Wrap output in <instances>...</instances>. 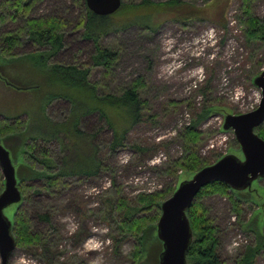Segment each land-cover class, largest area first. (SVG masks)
Listing matches in <instances>:
<instances>
[{
  "label": "rangeland",
  "instance_id": "obj_1",
  "mask_svg": "<svg viewBox=\"0 0 264 264\" xmlns=\"http://www.w3.org/2000/svg\"><path fill=\"white\" fill-rule=\"evenodd\" d=\"M76 1L40 0L29 12V16L56 15L66 21L64 47L50 62L90 65L94 46L91 39L83 36L82 29L76 28L79 15ZM179 1L181 11L188 18L177 19L179 15L170 12L149 14L145 19L158 22L154 30L146 27L150 25L148 21L133 22L126 19L123 12L109 15V26L100 42L118 49L119 59L107 76L103 75V69L91 68L90 78L99 86L117 91L142 76L145 85L140 95L147 104L145 118L127 133L125 146L114 152L108 147L111 129L98 114L81 118L80 128L92 135L91 143L107 169L93 177L62 179L51 188L41 179L22 183L28 190L23 193L20 208L27 214L33 231L51 235L56 244L54 253L59 254L61 262L78 259L85 264H132L136 249L133 235H119L116 224L103 218L97 210L119 197L128 206L140 194L167 186L171 192L177 178L181 180L184 175L179 169L177 176L168 175L165 166L183 156V142L178 134L195 121L205 107L215 105L220 110L198 123L202 133L197 146L200 157L213 161L239 148L232 130H222L225 113L222 108L229 109L230 113H243L257 106L260 90L253 85L252 78L256 71L264 68V45L246 41L240 20L241 0ZM251 7L255 15L264 17V0H252ZM20 23V19L9 20L1 24L0 32L15 30ZM43 49L23 40L13 52L25 55ZM35 67L23 62L10 69L11 77L23 87L32 86L39 76ZM38 102L37 93L16 90L0 82V121H6L7 117L9 124L16 121L29 130L28 115L35 113ZM68 110L69 104L57 99L46 106L45 112L52 120H59ZM17 142L15 137L4 141L5 145ZM49 148L54 153V166L58 168L66 152L60 150L56 142L49 144ZM1 181L0 171V191ZM251 189L253 195H249L250 201L240 203L238 217L226 196L214 194L202 198L218 228L222 264H234V258L252 240V234L245 232L241 223L264 224V178L254 181ZM13 211L12 205L4 210L9 218H13ZM145 258L150 261L152 257ZM8 264H44V260L38 250L16 247ZM256 264H264V255L258 257Z\"/></svg>",
  "mask_w": 264,
  "mask_h": 264
},
{
  "label": "trees",
  "instance_id": "obj_2",
  "mask_svg": "<svg viewBox=\"0 0 264 264\" xmlns=\"http://www.w3.org/2000/svg\"><path fill=\"white\" fill-rule=\"evenodd\" d=\"M40 0H2L0 1V26L7 21L20 19V25L12 31L0 32V81L17 83L10 73V69L23 62L31 63L38 71L36 88L31 91L38 94L39 102L35 106V113L29 114V130L20 126L22 123L9 124L8 118L0 121V142L15 137L17 144L5 145L15 162L16 176L22 194L28 190L22 183L28 179H41L47 188L54 186L57 181L71 177H93L107 169L98 157L95 145L91 143L92 135L80 128V120L89 114L97 113L98 117L111 129L112 138L108 144L109 150L115 151L125 146L127 133L145 118L146 100L141 98L140 89L145 85L142 76L117 91L109 90L106 86L90 78V69L99 67L107 76L119 59L118 49L104 46L100 42L105 32L110 16L94 14L86 6L85 0H77L79 15L76 28L82 29V34L93 42L94 50L90 57L89 66L75 63L50 62L64 47V29L66 21L56 15L29 16L33 5ZM179 0L154 2L153 0H139L137 2L121 1L120 7L113 13H121L133 22L148 21L149 29H155L158 22L145 19L149 14L173 13L177 19L188 18L179 7ZM252 0H241L240 20L244 24L243 33L246 41L259 42L264 45V17L255 15L251 7ZM184 16H182V15ZM137 15V16H135ZM130 19V17H132ZM135 17V18H134ZM152 21V22H151ZM23 40H29L37 47H44L25 55H16L13 49ZM262 69L256 71L253 77ZM63 99L69 104L66 115L59 120H52L45 112L50 102ZM220 110L215 105L205 107L197 119L180 130L178 137L182 139L184 154L165 166L164 171L171 176H177L181 170L183 178L190 177L201 167L216 161L202 159L198 152V144L202 133L198 130V123L204 118ZM223 111L227 109L222 108ZM228 111H230L228 109ZM16 120V119H14ZM28 127H26L27 129ZM256 132L264 139V123L256 128ZM57 143L60 150L66 153L62 156V165L54 166L53 151L49 144ZM239 149V148H238ZM231 152L232 149L230 150ZM167 186L149 194H140L132 205L126 206L122 198L108 201L103 209H98L105 219L112 220L119 235H133L135 252L132 264H158V255L162 249L161 242L156 236L155 223L160 214V202L175 189ZM2 182V181H1ZM249 190L234 191L225 183L213 181L202 187L196 194L187 210V217L192 230V242L187 250L188 264H222L223 260L218 252V228L208 215L202 198L209 195L221 194L226 196L234 214L240 215L241 202L250 201ZM249 196V197H247ZM254 204L257 203L254 201ZM258 209V208H257ZM13 234L16 247L38 250L43 257L44 264H85L81 260L70 262L59 261V254L55 255L56 244L50 234L35 232L30 228L27 214L18 205L14 207ZM148 210L147 214L143 211ZM153 212L152 215H148ZM43 217V216H42ZM47 216H45V219ZM244 231L252 234V240L234 258V264H256L258 257L264 255V224L241 223ZM130 233V234H129ZM145 256H151L150 261Z\"/></svg>",
  "mask_w": 264,
  "mask_h": 264
},
{
  "label": "water",
  "instance_id": "obj_3",
  "mask_svg": "<svg viewBox=\"0 0 264 264\" xmlns=\"http://www.w3.org/2000/svg\"><path fill=\"white\" fill-rule=\"evenodd\" d=\"M121 1L85 0V3L94 14L108 16L120 7ZM1 83L16 90L37 87H23L7 80ZM252 83L260 90L257 106L243 113L224 111L223 115L222 130H232L239 145L237 154H223L190 177L179 180L171 195L160 202V214L155 223L156 236L162 246L158 264H188L186 255L193 236L186 212L202 187L220 181L231 190L253 192L252 183L264 178V139L256 132V128L264 123V68L252 78ZM0 171L3 184L0 191V264H8L16 242L12 230L13 218H9L4 210L11 205L15 208L20 205L22 194L15 162L4 142H0Z\"/></svg>",
  "mask_w": 264,
  "mask_h": 264
}]
</instances>
